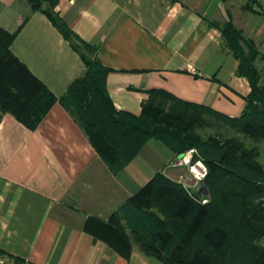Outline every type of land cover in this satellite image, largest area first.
Instances as JSON below:
<instances>
[{"label":"crops","instance_id":"1","mask_svg":"<svg viewBox=\"0 0 264 264\" xmlns=\"http://www.w3.org/2000/svg\"><path fill=\"white\" fill-rule=\"evenodd\" d=\"M57 11L97 47L119 110L140 115L144 90L166 89L231 117L241 116L251 85L221 26L232 22L260 52L264 84V0H58ZM11 50L58 97L30 129L0 106V262L14 264H164L132 239L124 257L84 229L88 216L138 213L130 197L157 172H184L179 156L152 138L122 170L99 155L63 103L86 65L49 17L28 0H0V26L15 31Z\"/></svg>","mask_w":264,"mask_h":264},{"label":"trees","instance_id":"2","mask_svg":"<svg viewBox=\"0 0 264 264\" xmlns=\"http://www.w3.org/2000/svg\"><path fill=\"white\" fill-rule=\"evenodd\" d=\"M28 1L49 17L85 62V73L61 100L113 171L122 170L152 138L176 154L196 148L208 167V202L157 172L130 197L129 205L138 213L130 217L129 231L120 213L108 221L88 216L84 229L126 258L133 239L164 264H264V164L259 146L247 145L239 135L264 140V84L255 65L260 56L255 44L232 22L221 26L226 45L239 59L237 73L251 85L241 116H228L162 88L144 90L148 96L141 114L135 115L117 109L106 88L110 68L97 57V47L60 15L58 0ZM21 27L9 31L0 26V106L36 129L58 97L11 50ZM15 259L16 264L23 262Z\"/></svg>","mask_w":264,"mask_h":264},{"label":"built area","instance_id":"3","mask_svg":"<svg viewBox=\"0 0 264 264\" xmlns=\"http://www.w3.org/2000/svg\"><path fill=\"white\" fill-rule=\"evenodd\" d=\"M171 165L183 166L184 172L178 176L176 182L182 184L189 193L202 203L209 201L208 194L201 191L204 179L208 173V167L199 156L196 148H189L176 158ZM199 188V190H197Z\"/></svg>","mask_w":264,"mask_h":264},{"label":"rangeland","instance_id":"4","mask_svg":"<svg viewBox=\"0 0 264 264\" xmlns=\"http://www.w3.org/2000/svg\"><path fill=\"white\" fill-rule=\"evenodd\" d=\"M45 6H48V3ZM232 132H233L232 129H230V133H232ZM239 135L242 136V138L246 141L247 145H250L251 146V145H256L257 144L259 146L260 151H261L260 161L264 164V140L263 141L256 142V141H254L253 139H251L249 137H244L242 134H239ZM172 178L174 180H178V177L177 176H173ZM197 190H199V188H197ZM261 242H262V244H264V238L262 239ZM0 253H2V252H0ZM13 260H14V264H16L17 263V260L14 259V258H13ZM0 264H7V259H4L2 262H0ZM20 264H28V263H25L23 261L22 263L20 262Z\"/></svg>","mask_w":264,"mask_h":264},{"label":"water","instance_id":"5","mask_svg":"<svg viewBox=\"0 0 264 264\" xmlns=\"http://www.w3.org/2000/svg\"><path fill=\"white\" fill-rule=\"evenodd\" d=\"M201 191H203L204 193L208 194L209 193V190L207 188V186L205 184L202 185L201 187Z\"/></svg>","mask_w":264,"mask_h":264}]
</instances>
